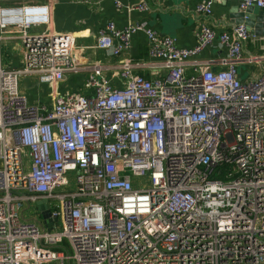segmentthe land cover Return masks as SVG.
<instances>
[{
  "label": "built area",
  "instance_id": "obj_1",
  "mask_svg": "<svg viewBox=\"0 0 264 264\" xmlns=\"http://www.w3.org/2000/svg\"><path fill=\"white\" fill-rule=\"evenodd\" d=\"M215 1L194 10L210 15ZM49 8L0 0V264H264V68L249 80L237 69L264 56H243L246 25L201 24L197 43L181 48L108 21L96 48L117 56L144 32L159 71L147 78L125 61L115 86L103 66H85L82 91L54 93L79 68L80 48L49 28ZM130 9L147 10L146 0ZM13 39L20 62L5 68ZM214 42L225 56L197 60ZM24 76L50 87V105L29 99ZM42 199L57 218L50 230Z\"/></svg>",
  "mask_w": 264,
  "mask_h": 264
},
{
  "label": "crops",
  "instance_id": "obj_2",
  "mask_svg": "<svg viewBox=\"0 0 264 264\" xmlns=\"http://www.w3.org/2000/svg\"><path fill=\"white\" fill-rule=\"evenodd\" d=\"M16 2V0H13ZM23 1V0H22ZM43 0H24V2L40 3ZM49 3L50 24L52 31L68 32L75 38V43L80 49L75 55L77 61L76 71L68 72L64 78L56 84L53 92L73 91L83 89V83L87 75L85 66L102 67V75L113 85L121 84V79L115 72L126 62L132 63L133 72L150 78L159 71L156 60L148 56V39L144 32H136L132 35L130 47L117 56L110 55L107 51L94 46L97 31L103 28L108 21L114 22L118 28L127 23H139L146 29L152 30L161 36H169L175 40L178 47L190 48L197 43L198 32L201 24L209 25L216 31H221L229 26L232 19L229 9L237 5L234 0H216L212 4L210 15L196 13V4L205 0H146L148 9L137 11L130 9L140 0H46ZM120 3V7L116 5ZM116 42V40H114ZM14 65H19L21 58V41L19 39L6 40L3 44ZM226 54L225 47L218 42L203 49L197 60H217ZM264 56V35H251L243 45V56ZM225 65L213 64L219 68ZM239 68V69H238ZM264 68V59L257 63L246 58L237 64L239 76L242 80L257 77ZM48 87V86H47ZM30 100L33 97L26 93ZM47 105L52 97L50 87L45 94ZM42 99V98H41Z\"/></svg>",
  "mask_w": 264,
  "mask_h": 264
},
{
  "label": "water",
  "instance_id": "obj_3",
  "mask_svg": "<svg viewBox=\"0 0 264 264\" xmlns=\"http://www.w3.org/2000/svg\"><path fill=\"white\" fill-rule=\"evenodd\" d=\"M227 1V0H223ZM229 15L233 23H243L246 25L249 33L254 36L264 35V9L251 5L244 10H240L237 5L229 9ZM38 84L33 82L29 76H24L21 81V88L24 90H32ZM36 208L40 213L41 219L47 230L52 228L57 218H50L49 205L46 199L36 201Z\"/></svg>",
  "mask_w": 264,
  "mask_h": 264
},
{
  "label": "rangeland",
  "instance_id": "obj_4",
  "mask_svg": "<svg viewBox=\"0 0 264 264\" xmlns=\"http://www.w3.org/2000/svg\"><path fill=\"white\" fill-rule=\"evenodd\" d=\"M1 55H2V65L3 67H16V65L13 64L12 59L10 58L7 50H5L4 46H2L1 49ZM239 69V68H238ZM48 91V87L46 85H37L34 87L32 90H24L25 93H29L34 100L40 99L42 103L47 104L46 100L47 98L45 97L46 92ZM42 98V99H41ZM74 175V172L72 173ZM35 214V209L33 206H31L29 209L25 210V216L26 217H31ZM60 223V221H59Z\"/></svg>",
  "mask_w": 264,
  "mask_h": 264
},
{
  "label": "trees",
  "instance_id": "obj_5",
  "mask_svg": "<svg viewBox=\"0 0 264 264\" xmlns=\"http://www.w3.org/2000/svg\"><path fill=\"white\" fill-rule=\"evenodd\" d=\"M222 168H223V166H222Z\"/></svg>",
  "mask_w": 264,
  "mask_h": 264
}]
</instances>
